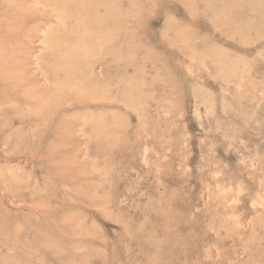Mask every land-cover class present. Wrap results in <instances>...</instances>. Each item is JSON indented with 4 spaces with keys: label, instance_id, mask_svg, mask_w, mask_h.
<instances>
[{
    "label": "rangeland",
    "instance_id": "rangeland-1",
    "mask_svg": "<svg viewBox=\"0 0 264 264\" xmlns=\"http://www.w3.org/2000/svg\"><path fill=\"white\" fill-rule=\"evenodd\" d=\"M0 264H264V0H0Z\"/></svg>",
    "mask_w": 264,
    "mask_h": 264
}]
</instances>
